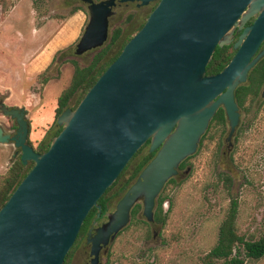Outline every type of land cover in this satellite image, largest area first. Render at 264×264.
I'll return each instance as SVG.
<instances>
[{
  "label": "water",
  "instance_id": "water-1",
  "mask_svg": "<svg viewBox=\"0 0 264 264\" xmlns=\"http://www.w3.org/2000/svg\"><path fill=\"white\" fill-rule=\"evenodd\" d=\"M76 1L89 14L75 50L83 56L107 42L117 0ZM232 44L236 53L228 65L207 75L216 48ZM263 58L264 0H159L78 106L58 117L62 130L46 152L28 143L27 111L1 102L0 112L17 129L13 135L0 125V143L13 142L23 163L34 166L0 210V264H65L88 214L97 208L101 217L100 199L151 141L157 155L89 239L92 264H98L136 204L154 219L163 187L197 153L222 106L231 146L241 118L235 92Z\"/></svg>",
  "mask_w": 264,
  "mask_h": 264
},
{
  "label": "rangeland",
  "instance_id": "rangeland-1",
  "mask_svg": "<svg viewBox=\"0 0 264 264\" xmlns=\"http://www.w3.org/2000/svg\"><path fill=\"white\" fill-rule=\"evenodd\" d=\"M75 8L81 9L77 12L83 13V20L73 18L63 28L77 13L73 14ZM133 8L116 10L119 17L113 22L110 33L127 25L128 13L135 12L136 8ZM88 18L87 6L75 0H0V61H3L0 68L20 67L21 61L13 60V55L19 60L41 52L46 54L49 50L56 55L70 46L69 60L84 64L88 58L85 55L76 57L75 50ZM41 25L47 26L43 29L36 27ZM47 69L49 75L57 79H53L54 82L45 91L43 108H24L30 124L28 138L34 148L43 140H50V130L58 129L55 126L58 98L69 86L75 66L69 62L59 67L52 62ZM3 72L0 71V74ZM30 88L31 85L27 87L31 91ZM11 97L12 91L0 87L3 103L8 108H18L13 106ZM14 98L18 100L19 95L16 93ZM24 98L27 100L28 96ZM0 125L16 133L15 120L1 112ZM229 132L228 126L215 127L197 153L188 160L178 179L166 186L163 194L166 197L164 211L167 220L160 233L154 238L151 226L140 215L109 247L104 264H202L203 258L217 244L232 195L238 196L240 202L237 219L239 233L247 239L259 238L264 233V109L255 104L253 109L243 112L241 126L231 146L226 141ZM20 155V150L16 151L14 145L0 143V184L12 161ZM133 165L135 163L122 180L129 177ZM188 168L191 170L186 174ZM226 173L231 174L235 181L231 193L224 187ZM123 195L124 192L113 202L110 212L115 210ZM89 254L90 247L83 242L73 249L68 264H87ZM240 258L244 264H264V257L251 260L243 248L240 249Z\"/></svg>",
  "mask_w": 264,
  "mask_h": 264
},
{
  "label": "trees",
  "instance_id": "trees-1",
  "mask_svg": "<svg viewBox=\"0 0 264 264\" xmlns=\"http://www.w3.org/2000/svg\"><path fill=\"white\" fill-rule=\"evenodd\" d=\"M118 8H122L127 11L133 8V4L124 3L119 5ZM79 10L81 9L75 8L73 14ZM145 13V11L139 9H135V12L128 13L127 25L125 27H117L113 29V31L110 33L108 41L103 47L85 54L88 59L82 65L78 64L75 60H69L67 57L71 50V46L57 53L53 64H58L60 67L63 64L71 62L75 66V71L69 86L62 92L58 99L55 123V126H57L58 129L56 131H49V136L51 135L50 140H43L40 145L35 148L38 153L46 152L49 149L53 138L61 132L62 128L57 124L58 117L66 109H74L78 106L80 101L98 81L101 75L119 57L126 44L137 32L142 29L143 25L145 24ZM118 17L119 13L117 12L116 15L110 19L111 27L114 24L113 22H115V19ZM235 53L236 52L234 50L233 44L225 47H217L214 58L207 67V75H216L220 73L225 68V66L228 65ZM48 71L49 70L45 71L39 77V82L42 86L46 85L51 79L57 78L50 76ZM263 91L264 58L250 71L247 82L239 86L235 92L236 102L242 114L243 112L247 113L251 108L253 109L255 104H259L260 109H264V98L262 96ZM1 102H3L2 99H0V103ZM217 126L226 128L227 126L229 127V120L227 118L226 110L223 106L217 111V114L212 120L207 133L202 138L200 146L204 140H206L211 135L212 130ZM28 143L32 146V142L29 138ZM142 151L143 148L136 154V156L140 155ZM153 156L154 154L149 153L146 157H144L138 168L134 171V173H132V176L127 179L126 182H124L122 179L133 163V160H131V162L119 176L118 182L109 188L100 199L99 204L102 206V217L110 210L113 202L128 188V186L135 179V176L138 175V173L147 165ZM184 165L185 164H183V166ZM33 166V162L24 164L21 159V155L12 161L8 173L2 179L0 184V210L7 203L10 196L13 194L19 184L31 171ZM175 181V179H172V183ZM234 182L235 181L231 174H224V187L227 191H229V193L232 192L233 186L235 184ZM165 200L166 197L160 198L158 210L156 212V221L160 223H165L167 219V214L164 213L163 209ZM239 206V197L232 195L227 215L220 226L217 244L210 250L208 254H206L202 260V264H244V260L240 258L241 248H243L245 255L251 260H260L264 257V233L259 238L247 239L238 231L237 219L239 214ZM139 207L140 206H137L133 211L134 219L138 214ZM97 213L98 209L94 208L88 214L81 228L82 231L87 230L91 222L94 219H97ZM84 234L85 233H80L79 238L83 237ZM76 247L77 243L73 249ZM72 251L66 257V262L69 261Z\"/></svg>",
  "mask_w": 264,
  "mask_h": 264
},
{
  "label": "crops",
  "instance_id": "crops-1",
  "mask_svg": "<svg viewBox=\"0 0 264 264\" xmlns=\"http://www.w3.org/2000/svg\"><path fill=\"white\" fill-rule=\"evenodd\" d=\"M82 14H83L82 12L79 13L77 12L65 23L63 28L73 18L78 17L80 18V21L83 20ZM46 26L47 25H41L36 27L43 29ZM81 28L82 26L80 27V29ZM5 46H8V44L5 43ZM56 55L55 52H53V50L47 51L46 54L44 52H41V54H37L31 58L30 57L21 58V60H19V58H16L15 55H13L14 56L13 60L17 62L21 61V66L20 67L17 66L15 68L11 66L10 67L6 66V68L5 67L0 68V71H4L3 73L0 74V87L12 91L11 100L14 107H18L19 109H24V108L31 109L33 107L38 109L43 108V104L46 99L45 91L48 89L49 85L52 82H54V80L51 79L46 85L42 86L39 82V77L41 74H43L45 71L48 70L47 68L54 61ZM39 64L43 66L39 67L38 66ZM20 68L23 70L21 71ZM6 71L7 74L4 75ZM30 85L32 86V88H30L31 91L27 89V87L28 86L30 87ZM16 93L19 95L18 100H15L14 98ZM35 94L38 96V98L35 96ZM26 95L28 96L27 100H25L24 98ZM57 107H58V102H57Z\"/></svg>",
  "mask_w": 264,
  "mask_h": 264
},
{
  "label": "flooded vegetation",
  "instance_id": "flooded-vegetation-1",
  "mask_svg": "<svg viewBox=\"0 0 264 264\" xmlns=\"http://www.w3.org/2000/svg\"><path fill=\"white\" fill-rule=\"evenodd\" d=\"M76 1V0H75ZM96 1V0H95ZM99 1H102V0H99ZM99 1H97V2H99ZM78 2H80V1H78ZM82 3V2H81ZM125 3H132L133 5H135V8L136 9H139V10H143V11H145L146 13H145V21H146V19H147V17L151 14V12L155 9V7L157 6V4L159 3V0H157V1H154V2H151L149 5H147V6H139V3H140V1L139 0H136L135 2H125ZM84 4V3H83ZM121 4H124V3H121L120 2V0H117V5H116V7L114 8V11H115V14H114V16L116 15V13H117V9H118V6L119 5H121ZM85 6H87L86 4H84ZM88 10V9H87ZM113 17V16H112ZM111 17V18H112ZM110 18V19H111ZM255 20V18H253L252 20H250L247 24H246V26H249V25H251L252 23H253V21ZM144 26V25H143ZM110 27H111V23H110ZM241 34V33H240ZM240 34H238V35H236V37H235V41H237V39H238V37H239V35ZM109 36H110V28H109ZM108 39H109V37H108ZM108 41V40H107ZM89 53V52H88ZM87 54V53H86ZM85 55V54H84ZM77 56V55H76ZM78 57H80V56H78ZM239 111H240V109H239ZM240 114H241V118H240V123H239V126H238V128L240 127V125H241V121H242V112L240 111ZM237 128V129H238ZM5 131L6 132H10V131H7L6 129H5ZM237 131V130H236ZM11 133V132H10ZM13 134V133H12ZM14 135V134H13ZM10 145H13V142H11L10 141ZM200 147V146H199ZM143 151H142V153L140 154V155H138V156H134L133 157V163H135V165H133V169H132V171H131V173H130V175H129V177L127 178V179H129L131 176H132V173H134V171L138 168V166L140 165V163L142 162V160H143V158L144 157H146L149 153H151V154H154V156H153V158L147 163V165L155 158V156L157 155V153H158V151H155V152H151V141H148L143 147ZM142 148L140 149V150H142ZM15 150L17 151V150H20V153H21V149H17V148H15ZM139 150V151H140ZM138 151V152H139ZM137 152V153H138ZM189 159H191V158H188L186 161H184L181 165H180V167H179V169H178V174H177V176H175L174 178H172V179H175V180H177L178 179V177L180 176V174H181V172H183L184 170H185V168H186V166H187V162H188V160ZM29 163H32V162H29ZM132 163V164H133ZM183 164H185L184 166H183ZM147 165L138 173V175H136L135 176V179L132 181V183L128 186V188L124 191V195L128 192V190L137 182V180L139 179V177H140V175H141V173L143 172V170L147 167ZM190 170H191V168H188L187 170H186V174H188L189 172H190ZM124 177V176H123ZM126 179V180H127ZM172 179L168 182V183H166L165 184V186L163 187V189H162V191L160 192V194H159V196L157 197V199H156V201H155V207H154V219L152 220V221H148L147 220V218L144 216V206L142 205V204H136L134 207H133V209H132V211H131V218H130V222H129V224L123 229V230H121L120 232H119V234H118V236L121 234V233H123L124 231H126V229L132 224V221L134 220V217H133V211H134V209L137 207V206H140L139 207V211H138V214H137V216H136V218H139L140 217V215L141 216H143L144 217V220L151 226V232L152 233H154L153 234V237L155 238L159 233H160V230L162 229V227H164V226H166V222L165 223H160V222H158V221H156V212H157V210H158V205H159V202H160V198L161 197H165L164 196V190H165V188H166V186L168 185V184H171L172 183ZM118 180H119V178H118ZM118 180L116 181V182H118ZM126 180H124V182H126ZM115 182V183H116ZM124 195L122 196V198L124 197ZM121 198V199H122ZM120 199V200H121ZM119 200V201H120ZM119 203V202H118ZM118 203H117V205H118ZM166 204V200H165V202H164V204H163V209H164V205ZM100 205V204H99ZM117 205H116V208H117ZM116 208H115V210H116ZM115 210L114 211H112V212H110V210L108 211V212H106L105 213V215L102 217H100V218H97V219H94L92 222H91V224L89 225V227H88V229L87 230H84V231H82V229L80 230V232H79V235H80V233H85L84 235H83V237H81V238H79V235H78V237H77V239H76V242H75V244H74V246H73V248L75 247V245H76V243H77V246L79 245V244H81V243H83V242H86V244L90 247V258H89V261L87 262V264H92V259H93V256L91 255V250H92V243L91 242H89V239H92L93 237H95L96 235H97V230H98V228H100V227H102L105 223H107L108 222V214L109 213H113V212H115ZM164 213L165 214H167L165 211H164ZM98 214V213H97ZM167 220V219H166ZM157 227H160L158 230L156 229ZM90 233H91V235H90ZM117 236V237H118ZM117 237H116V239H117ZM79 238V239H78ZM115 239V240H116ZM114 243V242H113ZM112 243V244H113ZM111 244V245H112ZM110 245V246H111ZM109 246V247H110ZM109 247H104L102 250H101V252H100V254H99V262H98V264H104V258H105V255L107 254V252H108V249H109ZM72 248V249H73ZM72 251V250H71ZM70 251V252H71ZM69 252V253H70ZM68 256V255H67ZM69 262V261H68ZM68 262H66V260H65V264H68Z\"/></svg>",
  "mask_w": 264,
  "mask_h": 264
}]
</instances>
